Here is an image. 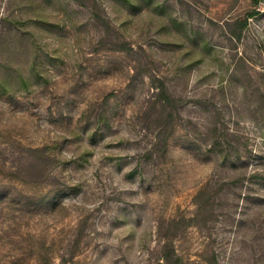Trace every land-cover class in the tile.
<instances>
[{
  "label": "rangeland",
  "instance_id": "1",
  "mask_svg": "<svg viewBox=\"0 0 264 264\" xmlns=\"http://www.w3.org/2000/svg\"><path fill=\"white\" fill-rule=\"evenodd\" d=\"M0 264H264V0H0Z\"/></svg>",
  "mask_w": 264,
  "mask_h": 264
}]
</instances>
